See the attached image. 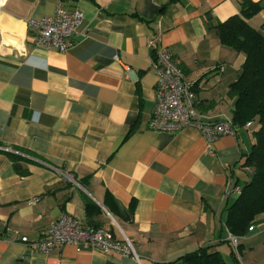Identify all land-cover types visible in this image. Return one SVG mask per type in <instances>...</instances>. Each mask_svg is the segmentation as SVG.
Instances as JSON below:
<instances>
[{
	"label": "crops",
	"instance_id": "obj_1",
	"mask_svg": "<svg viewBox=\"0 0 264 264\" xmlns=\"http://www.w3.org/2000/svg\"><path fill=\"white\" fill-rule=\"evenodd\" d=\"M242 0H6L0 8V264H164L202 247L230 263L227 210L253 169L242 167L254 142L244 127L209 146L195 129L153 132L156 75L150 42L167 48L194 91L197 117L231 120L228 94L244 56L222 46L209 27L239 14ZM259 2L261 0H250ZM80 11L65 53L32 44L30 26L57 6ZM249 23L264 31V11ZM30 155L18 176L8 153ZM85 186H80L78 182ZM130 222L103 206L105 195ZM93 222L134 256L67 245L50 255L32 251L61 215ZM112 217L119 229L113 224ZM237 240L239 264H264V213ZM113 230V231H112Z\"/></svg>",
	"mask_w": 264,
	"mask_h": 264
},
{
	"label": "trees",
	"instance_id": "obj_2",
	"mask_svg": "<svg viewBox=\"0 0 264 264\" xmlns=\"http://www.w3.org/2000/svg\"><path fill=\"white\" fill-rule=\"evenodd\" d=\"M261 11H264V0L255 3L242 0L238 15L209 27L214 30L222 46L244 56L240 73L228 90V94L235 98L231 122L237 127V131L250 123L247 130L251 129L254 140L250 153L242 165L244 168L253 169L249 181L239 185L237 178L233 175L229 176L232 179L231 189H240L235 202L227 210L225 221L229 235L236 239L244 237L248 229L253 227L255 217L264 213V31L262 28L256 29L249 23ZM154 56L155 50L152 49L151 57ZM255 123L257 127L253 129ZM7 156L12 161L13 169L18 176L28 175L22 164L34 163L30 160L29 154L16 150L8 153ZM78 183L80 186H85L81 181ZM103 206L116 220L130 222L132 208L123 211L108 193L105 195ZM101 214L102 211L91 201L85 204L86 225L94 229H102L93 222V218ZM231 249L230 263L239 264L237 254H240V246L237 245L236 251ZM164 264L228 263L220 253L212 251L211 247H202Z\"/></svg>",
	"mask_w": 264,
	"mask_h": 264
},
{
	"label": "built area",
	"instance_id": "obj_3",
	"mask_svg": "<svg viewBox=\"0 0 264 264\" xmlns=\"http://www.w3.org/2000/svg\"><path fill=\"white\" fill-rule=\"evenodd\" d=\"M5 1L0 0V8ZM81 21L80 11L68 12L61 5L57 6L53 15L44 16L30 23L34 30L32 44L47 51L65 53L71 47L72 37L76 34ZM156 43L157 38L149 45L151 50H155L150 69L156 75V83L155 107L148 122V129L153 132L175 134L186 128H192L202 135L208 146L220 137H236L237 127L231 120L211 123L200 121L194 108L195 95L192 85L185 80L183 73L172 61L170 50L158 47ZM249 127L250 123L244 126L245 129ZM228 187L231 189L230 183ZM234 190L236 193L240 191L239 188ZM248 231H253V227ZM20 242L43 255H50L67 245L78 247L85 244L99 253L134 256L131 244L122 234L118 239L109 231L94 229L65 214L50 224L38 239L29 240L22 237ZM230 242L236 251V238H230Z\"/></svg>",
	"mask_w": 264,
	"mask_h": 264
},
{
	"label": "water",
	"instance_id": "obj_4",
	"mask_svg": "<svg viewBox=\"0 0 264 264\" xmlns=\"http://www.w3.org/2000/svg\"><path fill=\"white\" fill-rule=\"evenodd\" d=\"M107 215L112 219V217L107 213ZM113 224L119 229L118 225L115 223V221L112 219ZM122 234V233H121ZM123 235V234H122ZM124 236V235H123ZM125 237V236H124Z\"/></svg>",
	"mask_w": 264,
	"mask_h": 264
},
{
	"label": "rangeland",
	"instance_id": "obj_5",
	"mask_svg": "<svg viewBox=\"0 0 264 264\" xmlns=\"http://www.w3.org/2000/svg\"><path fill=\"white\" fill-rule=\"evenodd\" d=\"M256 127H257V124L255 123V126L253 127V129H256Z\"/></svg>",
	"mask_w": 264,
	"mask_h": 264
}]
</instances>
